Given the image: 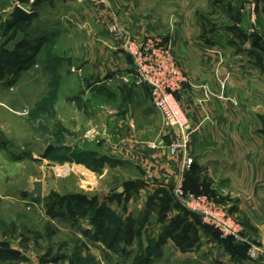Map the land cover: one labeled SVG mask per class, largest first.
Segmentation results:
<instances>
[{"label":"rangeland","instance_id":"rangeland-1","mask_svg":"<svg viewBox=\"0 0 264 264\" xmlns=\"http://www.w3.org/2000/svg\"><path fill=\"white\" fill-rule=\"evenodd\" d=\"M54 1L0 0V67L7 69L0 79V152L8 160L28 162L18 171L35 174L32 176L41 181L46 192L39 197L28 195V175H0V264H142L139 203L148 204L151 198L143 199L145 194L138 193L139 170L129 163L98 176L84 170L100 172L96 159L84 158L86 164L80 165L83 172L75 161H61L64 156L93 149L86 138L88 116L82 111L88 87L82 68L96 55L104 59L106 36L122 48L109 26L115 21L125 29L127 26L113 13H153L148 23L161 35H133L136 39L159 37L171 45L172 54L170 40L175 44L187 40L186 47L192 48L177 52L176 63L185 59L183 67L188 73L197 68L194 58L214 61L216 64H209L213 69L221 65L227 71L233 69L240 76V92L261 96L254 102L264 105V0H143L144 8H139V0H93L104 9L99 7L96 12L87 0ZM16 5L35 17L4 33L5 19ZM59 9L64 13H112L104 21L105 37H94L93 30L81 23L87 19H70L56 30V36L50 32L47 41L34 39L35 32L45 25L37 13ZM30 43L36 47L33 57L21 63L15 51L25 55ZM235 60L239 67L231 68ZM49 144L54 149L42 157ZM71 144L78 146L71 148ZM45 166L47 173L39 175V168ZM119 186L123 193L113 195ZM81 200L84 204L80 207L72 204ZM100 210L105 214H99ZM228 214L251 241L241 221ZM92 221L105 223L103 232L99 233Z\"/></svg>","mask_w":264,"mask_h":264},{"label":"crops","instance_id":"crops-1","mask_svg":"<svg viewBox=\"0 0 264 264\" xmlns=\"http://www.w3.org/2000/svg\"><path fill=\"white\" fill-rule=\"evenodd\" d=\"M73 1L65 0L66 4ZM45 2L49 4L51 0ZM88 2L92 11L99 7L102 10L93 0ZM143 2L139 0V8H144ZM92 11L64 13L59 9L55 13H37L45 25L35 32L38 35L34 39L42 37L47 41L50 32L52 37L56 36V30L70 19L78 22L87 19L81 23L93 30L94 37L104 38V21L112 13ZM113 14L124 20L131 35H161L148 23L153 13ZM111 39L106 36L103 40L107 43L104 59L96 55L87 67H81L88 84L87 102L82 108L91 128L86 138L93 149L88 152L107 159L97 174L88 168L84 170L104 176L107 171L129 163L139 170L137 192L140 196L145 194L143 199L151 198L148 204L139 203L141 258L147 264H264V105L255 103L261 96L241 93L240 76L233 69L227 71L223 65L213 69L209 64H216L214 61L194 58L192 63L197 68L188 73L183 67H186L185 59L179 58L177 63L183 64L187 80L176 98L189 123V140L183 155L192 159L190 167L183 170L184 158L180 152L170 151L176 130L161 123V113L152 104L149 88L113 79L116 71L130 70L131 60ZM170 41L176 59L182 48H192L186 47L187 40L181 44ZM231 64V68L239 67V61ZM24 163L28 162L8 160L0 152V175H28L27 194L34 193L35 181L40 182L41 195L45 194L41 181L32 176L35 174L18 171ZM80 165L83 164H77L82 171ZM46 167L39 168V175L47 173ZM180 173L188 189L208 194L241 221L245 234L262 248L257 258L248 257L247 245L243 243L221 242L212 229L203 227L197 215L179 204L172 186Z\"/></svg>","mask_w":264,"mask_h":264},{"label":"built area","instance_id":"built-area-1","mask_svg":"<svg viewBox=\"0 0 264 264\" xmlns=\"http://www.w3.org/2000/svg\"><path fill=\"white\" fill-rule=\"evenodd\" d=\"M109 32L118 39L131 60L130 70L115 72L113 79L149 88L152 104L161 113L165 125L176 130L170 151L180 152L184 158L183 151L189 140V123L176 93L182 89L186 78L174 59L171 45L155 36L136 39L116 21L109 26ZM183 163L182 169L186 170L192 164V159L185 157ZM183 180V173H180L172 186V192L179 204L187 211L197 214L202 223L216 229L220 239L231 238L234 242L247 245L248 257L257 258L260 247L242 233L228 211L207 194H197L185 189Z\"/></svg>","mask_w":264,"mask_h":264},{"label":"trees","instance_id":"trees-1","mask_svg":"<svg viewBox=\"0 0 264 264\" xmlns=\"http://www.w3.org/2000/svg\"><path fill=\"white\" fill-rule=\"evenodd\" d=\"M33 16H34V13H31V15H30V17H29V19L28 20H26V21H29L30 19H32L33 18ZM24 22V21H23ZM17 25V24H16ZM15 25V26H16ZM13 28V27H12ZM9 31V30H8ZM35 46V44H33V43H30L29 44V46H28V50H29V52L28 53H26L25 55L23 54V53H20L18 50L17 51H15L16 53H17V55H19L21 58V63L22 62H29L30 60H31V58L33 57V54H34V52H35V50H36V47H34ZM17 57V56H16ZM7 62H9V60L8 59H6V61H5V64L7 65L8 63ZM5 70H7L5 67L3 68V70L1 69V67H0V79H1V76H2V74H3V71H5ZM54 149V148H53ZM53 149H51L47 154H46V156L45 157H47L48 156V154L53 150ZM86 153V154H85ZM88 159V160H90V161H92V160H94V159H96V160H98L100 163H99V165H100V167L102 168L103 167V165H104V162L105 161H107V159H105L104 157H101V156H98V155H95V154H92V153H90V152H83V151H80V152H78V153H76L74 156H64V157H62L61 159V161H75L76 163H83V164H86L85 163V160H83V159ZM110 162V161H109ZM88 165V164H87ZM88 167H90L92 170L94 169L91 165H88ZM100 168V169H101ZM100 169L98 170V171H100ZM183 186H184V188L185 189H187V190H190V189H188V187H186V185H185V183H184V180H183ZM191 191V190H190ZM194 192V191H193ZM127 193V192H126ZM195 193H197V194H200V193H202V192H200V191H195ZM205 194V193H204ZM113 195H118V196H120V194H117V193H113ZM208 195V194H207ZM209 196V195H208ZM171 199V196H169L168 198H167V200L169 201ZM151 200V199H150ZM73 203L72 204H77V206L78 207H80V206H82V203L84 204V201L83 200H81V201H77L76 203H74V201H72ZM93 207V206H92ZM185 209V208H184ZM186 210V209H185ZM187 211V210H186ZM189 212V211H188ZM98 213L99 214H101V215H104L105 214V212L104 211H98ZM189 213H191V212H189ZM192 214H194V213H192ZM194 215H197V214H194ZM198 216V215H197ZM199 217V216H198ZM200 219V218H199ZM200 222H201V220H200ZM92 223L95 225H97V230H98V232L100 233V232H103V229L105 228V223H102V222H99V223H97V222H95V221H92ZM202 223V222H201ZM202 225H203V227H205L206 229H212L214 232H215V236L221 241V242H233L234 243V241L231 239V238H226V239H220L219 238V233H218V231L216 230V229H214L213 227H211V226H209V225H207V224H204V223H202ZM236 243V242H235ZM142 260H144V259H142ZM142 264H147L146 263V261L144 260L143 261V263Z\"/></svg>","mask_w":264,"mask_h":264},{"label":"water","instance_id":"water-1","mask_svg":"<svg viewBox=\"0 0 264 264\" xmlns=\"http://www.w3.org/2000/svg\"><path fill=\"white\" fill-rule=\"evenodd\" d=\"M32 12L28 11L27 9H25L22 6L16 5L12 11V13H10L9 17L7 19H5V27L3 32L6 33L8 30H10L12 27H14L16 24L26 21L29 19L30 15ZM53 149V145L49 144L46 146L42 157H45L46 154ZM35 185V189H34V194L39 197L41 195V188H40V182L39 181H35L34 183ZM124 189L123 187L119 186L114 193L117 194H121L123 193Z\"/></svg>","mask_w":264,"mask_h":264},{"label":"bare ground","instance_id":"bare-ground-1","mask_svg":"<svg viewBox=\"0 0 264 264\" xmlns=\"http://www.w3.org/2000/svg\"><path fill=\"white\" fill-rule=\"evenodd\" d=\"M64 169H67V168H64Z\"/></svg>","mask_w":264,"mask_h":264}]
</instances>
